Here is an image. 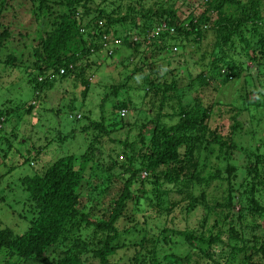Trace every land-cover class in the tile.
<instances>
[{
	"label": "trees",
	"instance_id": "trees-1",
	"mask_svg": "<svg viewBox=\"0 0 264 264\" xmlns=\"http://www.w3.org/2000/svg\"><path fill=\"white\" fill-rule=\"evenodd\" d=\"M113 1L120 0H100L99 3L95 0H0V49L11 47L15 40L25 42L30 39V43H23L19 50L12 49L1 62L13 65L18 61L19 65H24L25 83L33 92L29 102L7 107L0 104V142L7 141L8 150L11 148L10 138L13 143L16 133L9 135L10 138L3 133V123L7 119L31 116L38 97L51 88H57V97H68L71 109L74 108V100L81 99L84 105L86 93L95 80L93 70H89L97 65L100 54L104 59H112L117 52L121 53L120 48H128L132 52L121 59L122 53L119 58L122 63H131L133 54H137L136 51L133 53L134 46L145 42L148 49L151 45L152 52L158 49L160 52L170 51L168 44L181 38L191 41L199 49L203 39L211 32L214 39L211 48L213 59L209 73H204L201 79L200 89L222 78L238 79L245 69L250 70L247 63H254L256 76L251 71L252 84L243 86L244 108L229 107V119L210 126L209 122L214 121L213 115L216 110L219 111L220 102L205 105L201 92H196L193 95L181 94V99L189 98L190 101L181 105L180 100V104L173 105L175 81L156 83L159 65L155 63L153 53L145 52L140 61L142 65L133 70L143 77V82L135 86L144 96L140 102L133 103V106H140L136 116L145 114L143 106L151 108L158 102L159 110L169 107L172 111L168 114L177 115L178 122L160 125L156 120L149 119L139 127V136L143 139L140 148L135 150L133 144L126 143L122 150L116 152L114 159L117 160L119 155L131 150L129 163L138 159L143 166L133 168L126 177L119 196L110 204L108 215L93 221L85 209L95 208L98 197L109 187L110 175L105 176L101 184L94 182L114 169H120V173L130 170L124 164L116 165V160L105 162L100 167L96 164L102 152L101 146H98L99 139L109 135L105 120L115 114L117 121H124V117L118 116V111L128 108L126 101L120 103L109 97L119 90V85H112L107 97L101 99V120L92 123L97 133L92 134V138L88 137L84 153L79 157L63 155L42 167L40 173L20 178L22 187L18 190L24 191V195L19 199L14 197L13 202L17 206L18 202L21 203L23 211L19 216L16 212L13 215L18 222L21 218L27 219V228L15 233L11 224L0 226V264H85L82 259L85 254L95 259V264H111V258L119 250L133 248L135 253L128 264H190L191 251L195 249L213 264H220L222 259L223 264H264V228L260 231L259 222L264 220V135L258 138L254 148L243 149L236 142L245 125L240 119L241 111L250 103L255 107H264V101L258 102L252 97L256 100L252 103L253 100L248 97L249 93L256 95L264 92L262 0H203L204 9L201 12L195 11L185 1L155 0L146 6L141 3L139 8L127 4L123 15L113 11ZM13 4L24 11L27 6L29 22L3 23L6 14L16 10ZM17 17L11 16L12 19ZM138 17L144 18V23L143 20L139 22ZM100 21L101 25L98 24ZM160 22L165 23V31L155 38L146 39V32ZM133 34L138 40H132ZM103 35L117 37L121 41L109 47L112 50L110 54L103 49ZM144 65L148 70H143ZM60 68H64L63 73H60ZM78 85L82 88L79 96L68 93V86L74 90L73 86ZM106 99L111 101L107 109L104 106ZM59 110L56 109L57 112ZM91 111L85 112L89 118L87 113ZM82 115L78 112L71 114V118L81 119ZM151 123H154L153 135L145 145L147 138L144 142L142 131ZM86 125L79 128L80 132L90 133ZM251 134L255 137L254 132L251 131ZM107 141L113 142L114 139ZM146 181H149V187H143ZM82 182L85 186L81 188ZM212 182L217 187L226 185L224 194H219L218 189L208 192ZM13 191L14 188H10L8 193L13 194ZM8 193L3 190L0 204L5 202ZM83 194L88 197L82 206L80 197ZM131 203L145 204L147 215L136 207H127ZM198 207L205 210L199 222L202 230H179L164 225L160 233H155L156 238L144 237L140 242L131 240L127 247L126 243L117 240L120 232L115 223L120 219H125V224L130 225L139 220L137 217L158 220L161 215L175 217L177 210L189 215ZM12 208L10 204L9 209L17 211ZM207 219H213L210 228L205 226ZM223 234H227L225 240ZM176 237L183 238L189 245L187 253L170 244ZM147 240L153 246V251L149 253L144 252ZM214 244L220 248L219 253L213 249ZM146 254L150 256L145 257Z\"/></svg>",
	"mask_w": 264,
	"mask_h": 264
},
{
	"label": "rangeland",
	"instance_id": "rangeland-1",
	"mask_svg": "<svg viewBox=\"0 0 264 264\" xmlns=\"http://www.w3.org/2000/svg\"><path fill=\"white\" fill-rule=\"evenodd\" d=\"M152 1L155 0H120L116 3L113 1L111 6L114 7V12L116 11V13L123 15L125 14L127 4H134L136 8H139L140 5L144 4L146 6V4H150ZM180 1L189 3V6L193 9L195 8V11L197 12H201L204 9L203 0ZM99 2L100 0H95V3ZM24 4L25 3L23 2L22 6ZM13 6H15L16 10H11L9 13H7L3 23L5 25H10V23L19 24V22L21 23L23 21H25V23L29 22L30 15L26 10L27 6L25 7V11L23 8L17 7L15 4H13ZM261 7L264 15V0H262ZM12 15H14V17L15 15L19 17L12 19ZM138 18L139 22L143 20L144 23V18ZM12 27L15 28L14 25ZM15 31L17 32L18 29L15 28ZM146 33L148 35L149 32ZM156 36L158 35H154L150 38H155ZM29 40L30 39H27L25 41L26 43L22 40H15L16 42H13L11 47L9 46L8 48L5 47L0 49V104H3L5 107H7V105L26 103L32 100L33 92L29 86H26L25 83V66L19 65L18 61H16V63L13 65H6L5 62H1L6 59V55L10 54L12 49L19 50L22 48L23 43L26 45L30 43ZM213 40L212 33H208L207 37L203 39L198 49L197 45H194L191 41L181 38L177 39V41L174 40L170 42V44H168L170 51L163 50V52H160L159 49L152 52L153 48L150 49L151 45L148 49V45L144 41L145 43L134 46L136 49L133 51V53L136 51L137 54H133L131 63L128 61H123V63L120 62L124 55H129V53L132 52V50L128 48H120L121 53L117 52L115 54L116 58L114 57L112 59H104L100 54L101 59L98 61L96 60L98 66L95 65L91 68V70H89V72L93 70L95 80L86 93L85 98H87V100L85 101L84 105L81 103V99L74 100V108L71 109L68 104V97H57V94L55 95L57 88H51L47 91V93H42L41 96L39 95L40 97H38L36 100L37 104H35L36 108L31 116L24 115V118L22 116L20 119L17 118V116H12L7 119V121L3 123L2 131L6 134V136L16 133V137L12 143L9 136V145L11 146L9 150L7 141L3 143L0 142V196L3 195V190L8 193L10 188H14V191L13 194L8 193L5 202L0 204V226L11 224L12 227H14L13 230L15 233H21L27 228V219L21 218L22 220L18 222L15 220L13 215V212H16V215L19 216V213L23 211L21 203L18 202L17 206V204L13 202L14 197L19 199L22 197V194L24 195V191L18 190L22 187L20 184V178L26 175L34 174L36 172L40 173L42 167L51 164L58 157L63 155L72 154L76 157H79L84 153L88 145V137L91 136L92 138L94 135H96L94 133H97V131L92 128V123L101 120V99L107 97V93L111 90L112 85H119V90L116 94L111 93L109 97L111 96L112 98L116 99V101H120V103L122 101H126L128 108H126L127 113L124 117V121H117V116L115 114H112L111 118L106 116V113L104 114L106 118L108 117L105 120V125L109 135H104V137L101 139L96 137L100 141L98 146H101L100 150L102 151L98 155L99 158H97L96 164L98 167L104 166L105 162L109 163V161L113 162L116 160L114 159L116 152L122 150L126 143L128 145L133 144L135 150L139 149L143 142L142 137L139 136V127L140 125L145 124V122L147 123L149 119L156 120L160 125H171L178 122L177 115L172 116L168 114L172 111L169 107L159 110L158 102H155L153 104L154 106L151 108H149V106H143L142 110L145 111V114L140 117L136 116V110L140 106H133V103L140 102L141 98L144 96L140 90L135 88V86L138 85L139 82H143V77L140 74H137L138 72L135 71V74H133V70L135 67L138 68L142 65L140 64V61L145 55V52L149 54L153 53L155 56V63H158L159 65L160 72L158 73L159 77H157L156 83L160 85L164 81H175L176 96L173 98V105H177V103L180 104V100H182L181 105L183 102L190 101L189 98L181 99V94L185 93L193 95L196 92H201V98H203L202 100H204L205 105H208L209 102H220V106L218 105L219 111L216 110L217 113L213 115L214 121L209 122L210 126H214L215 123L222 122L225 119L228 120L231 114L229 107L244 108L242 100L244 97L243 86L245 84L247 86L252 84V79L250 77L251 71H253V76H256L257 69H254V63H252V66L248 62L247 64L249 67H251L250 70L245 69L238 79L235 78L225 80L222 78L221 80H218V82L212 81L209 86L200 89V85H202L201 79L204 78V73H209L208 71L210 62L213 59L211 55ZM209 42H211V45H208ZM7 49L9 50L7 51ZM122 53L123 56L120 59L119 56L122 55ZM16 55L18 54L16 53ZM20 55L22 54H19V56ZM25 56L26 54L24 51L23 57ZM143 70H148V68L144 65ZM134 75L135 77H133ZM124 83L130 84L131 86H124ZM255 83H257V81ZM121 84H123V86H121ZM68 87L69 94H75L79 96L82 89L81 86H73L74 90L70 88L71 86ZM178 97L180 99H178ZM248 97L251 100L255 98L258 100V102H263L264 92L261 91L256 95L249 93ZM108 99H106V102L104 103L106 109L111 102ZM254 101L256 100H253L252 103H254ZM57 108H60L59 112L56 111ZM88 110H92L91 113H87L90 118L85 115V112ZM78 112L83 113L84 115H82V117H84L77 120L71 118V114L75 115ZM240 119L245 122V125L244 129L238 134L236 142L241 145L243 149L254 148L255 144H257L258 138L264 135V107H255L250 103L246 109L241 111ZM84 124H87L86 127L90 128V133L84 134L80 132L79 128ZM153 131L154 123H151L150 125L146 126L145 129H143L142 133L145 135L144 142L147 138L145 145L149 143V139L152 137ZM251 131L254 132L255 137H252ZM107 139H114V141L108 143ZM131 153L132 151L128 149L126 154L119 155L117 157L115 163L116 165L124 164L127 166V168H130V170L120 173V169H114L109 173H105V175L102 174L103 176H101L97 182H94L100 183L101 180L105 179V176L110 175V180L108 183L109 187L104 194L98 197L95 208L92 207L85 209V211L90 214V219L93 221H97L101 216L108 215L110 204L119 196L121 187L126 177L131 173L133 168L139 169L143 166V164H141L138 159H134L132 163H129L128 156ZM4 154H6V157ZM78 162L79 160L77 159V163ZM84 186L85 183L82 182L81 188ZM149 186V181H146L143 187ZM225 188L226 185L217 187L215 183L212 182L208 188V192L212 191V189H218L219 194H224ZM87 197L88 196L86 194H83L80 197L82 206L86 203ZM10 204H12L14 207L12 209L17 211L9 209ZM130 206L131 208L136 207L142 213L147 215V207H145V204L131 203L128 204L127 207ZM204 212V208L198 207L189 215L181 214L177 210L175 217H165V215H161V218L158 220L147 217L141 220L142 217H137L139 220H136V222L130 225L125 224V219H120L115 223L120 232L119 238H117V240L126 243L125 246L127 247L131 240L140 242L142 239H144V237H146V239L147 237L148 239L156 238L157 235L155 233H160L161 227L164 225L179 230H202V228L199 226V222ZM149 219L150 222H148ZM147 222L148 225H146ZM259 222L261 223L260 231H263L264 220H260ZM212 223L213 219H207L205 225L206 228H210ZM127 229L128 231H126ZM149 232H151V234H149ZM153 233L154 236L152 235ZM226 235L227 234L222 235L224 240L227 237ZM170 242V244L175 246L178 251L184 252V254L189 251L190 247L183 238L181 240L176 237ZM146 243L147 244L145 245L144 252L149 253L150 251H153V246L150 240H147ZM214 246L215 244L213 247ZM161 249L164 250V248ZM213 249L216 251V253L221 251L218 246H215ZM134 253L135 248H133V250H119L111 258V264H128L129 261H131L129 258H131ZM191 255L192 258L190 264H213L212 260L201 255V253L196 249L194 252L191 251ZM45 256H47V254ZM87 256L89 255L85 254V256H82L83 262L85 264L96 263L95 259ZM149 256V254H146L145 257ZM219 261L220 264H223V259Z\"/></svg>",
	"mask_w": 264,
	"mask_h": 264
},
{
	"label": "built area",
	"instance_id": "built-area-1",
	"mask_svg": "<svg viewBox=\"0 0 264 264\" xmlns=\"http://www.w3.org/2000/svg\"><path fill=\"white\" fill-rule=\"evenodd\" d=\"M98 24H102V22H98ZM166 29V25L164 22H160L158 24L155 25V27H153L152 29L149 30L148 35L146 34V39H149L150 37H153L154 35H158L159 33L165 31ZM171 32L173 31V29L170 30ZM132 40L136 41L138 40V37L136 35H132ZM102 45H103V49L107 51L108 54H110L112 52V50H110L109 47H112L114 45L120 44V39H118L117 37H109L107 35H103L102 37ZM109 48V49H108ZM70 67H72V64H70ZM64 72V68H60V73ZM127 113V109L126 108H122L118 111V116L123 118L126 116ZM143 175H145V173H143Z\"/></svg>",
	"mask_w": 264,
	"mask_h": 264
}]
</instances>
